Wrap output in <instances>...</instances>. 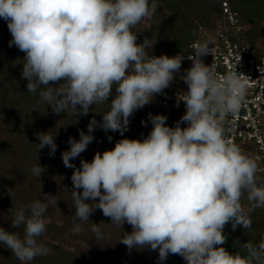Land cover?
Listing matches in <instances>:
<instances>
[{
	"label": "clouds",
	"instance_id": "obj_1",
	"mask_svg": "<svg viewBox=\"0 0 264 264\" xmlns=\"http://www.w3.org/2000/svg\"><path fill=\"white\" fill-rule=\"evenodd\" d=\"M158 8V0H0V18L12 36L9 47L25 53L22 78L27 92L38 93L37 103L76 118L87 116L93 105L109 104L102 121L93 117L88 134L81 130L79 140L70 137V148L61 153L64 166L73 169V231L81 232L77 221H90L99 209L117 228L131 226L120 243L130 250H158L161 262L171 254L186 264H264V235L235 253L222 246L229 223L232 231L250 229V213L264 209L257 158L228 136L251 80L237 66L219 74L216 62L204 63L212 54L210 36L190 45L194 55L150 56L151 38L138 44L133 29ZM185 58L191 67L179 76L187 91L177 94V107L183 102L186 110L174 127L167 116L149 113L146 138H123L90 162L82 159L78 168L71 163L86 151L97 127L123 136L133 113L171 85ZM36 135L37 151L48 147L54 155L55 136ZM46 170L40 164L30 169L38 177ZM56 205L55 196L43 194L17 206L11 224L23 227L22 236L0 227V244L20 264L50 253L40 238L45 214ZM90 231L96 240L105 238L100 224L91 223Z\"/></svg>",
	"mask_w": 264,
	"mask_h": 264
},
{
	"label": "trees",
	"instance_id": "obj_2",
	"mask_svg": "<svg viewBox=\"0 0 264 264\" xmlns=\"http://www.w3.org/2000/svg\"><path fill=\"white\" fill-rule=\"evenodd\" d=\"M229 1L245 27L246 42L264 44V0ZM158 3L155 15L133 29L137 32V39L142 38V43L145 37L151 38L154 45L149 55L157 49L167 56L187 55L190 44L200 37L201 29L213 31L221 16L219 3L212 0H158ZM11 39L7 22L0 18V227L9 232L18 231L22 236L23 227L16 229L11 224L13 210L42 198L43 194H50L57 199V205L50 207L45 214L46 232L40 240L51 251L47 256L37 257L31 264H186L179 255L170 254L161 262L158 250L128 249L119 241L124 232L132 231L131 226L125 223L122 228H117L99 209L89 216L90 221H77L82 226L81 232L73 231L75 209L70 179L73 169L64 166L61 153L70 148V137L79 140L81 130L88 134L87 125L93 117L102 121V114L108 110L109 104L93 105L87 116L76 118L71 113H54L45 103H37L38 93L27 92L28 81L22 78L25 53L15 45L9 47ZM149 113L160 115L153 101L133 113L123 136L97 127L86 151L71 163L78 168L82 159L90 162L97 152L111 150L120 139L146 138L152 129ZM181 116L180 112L171 113L167 116V125L174 127ZM48 131L55 136L57 150L54 155L49 154L48 147L37 151L39 140L36 134ZM245 152L252 154L251 146H247ZM37 164L47 169L41 177L30 171ZM259 175L264 178L263 173ZM243 203L247 206L246 197ZM250 216V229L238 226L232 231L230 223L225 227L227 241L222 246L230 253L242 251L241 245L247 241L258 243L264 235V209H256ZM91 223L100 224L104 239L94 238ZM0 264H20V261L0 244Z\"/></svg>",
	"mask_w": 264,
	"mask_h": 264
},
{
	"label": "built area",
	"instance_id": "obj_3",
	"mask_svg": "<svg viewBox=\"0 0 264 264\" xmlns=\"http://www.w3.org/2000/svg\"><path fill=\"white\" fill-rule=\"evenodd\" d=\"M212 1L219 3L221 16L215 23L213 31L201 29L200 39L207 36L212 38L209 45L212 54L203 57V60L205 64L209 65L216 62V71L219 74L234 70L237 66L238 72L250 78L246 103L234 118L228 136L244 151L247 146H251L252 155L257 158V163L262 170L260 173L264 174V44L252 45L246 42L245 27L229 0ZM189 54L194 55L190 46L187 55ZM153 55L165 54L161 49H157L150 54V56ZM175 55L177 54L172 56ZM190 67L191 61L185 58L177 78L162 94L153 97L152 101L155 102L160 115L169 116L173 112H180L182 115L185 113L186 109L183 102H180L179 107H177V94L181 91H187V85L179 79V76ZM184 126L186 125L183 124L182 127Z\"/></svg>",
	"mask_w": 264,
	"mask_h": 264
},
{
	"label": "rangeland",
	"instance_id": "obj_4",
	"mask_svg": "<svg viewBox=\"0 0 264 264\" xmlns=\"http://www.w3.org/2000/svg\"><path fill=\"white\" fill-rule=\"evenodd\" d=\"M141 40H142V38H139V39H137V41H136V42H137L138 44H139V43H142V41H141ZM132 130H133V129H132Z\"/></svg>",
	"mask_w": 264,
	"mask_h": 264
}]
</instances>
